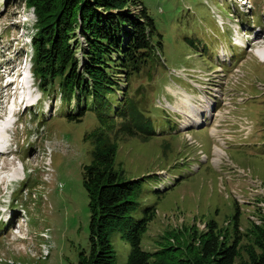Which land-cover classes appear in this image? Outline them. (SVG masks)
I'll return each instance as SVG.
<instances>
[{"label": "rangeland", "instance_id": "obj_1", "mask_svg": "<svg viewBox=\"0 0 264 264\" xmlns=\"http://www.w3.org/2000/svg\"><path fill=\"white\" fill-rule=\"evenodd\" d=\"M140 2L154 21L156 33L152 40L162 45L161 63L150 71L152 78L145 75L148 70L131 78L129 97L136 101V92L144 87L142 111L149 120H141L139 125L148 122L152 134L137 129L136 124L132 125L135 134L125 132L123 121L113 119V110L118 107V99H122L123 80L120 90H106L94 102L90 98L85 101L86 96L81 94L70 103L62 101L55 88L48 87L41 93L32 74L31 38L36 32L33 9L23 0H0V66L5 65L9 72L14 70L10 77L16 71L17 75L22 72L26 78L31 77L33 85L28 98L30 103L37 102L20 111L16 124L5 125L6 133L12 135L17 146L15 157L0 159V173L9 172L11 167L18 173L17 177L14 173L4 179L0 177V264H78L79 253L89 250L90 213L83 171L98 161L97 155L103 154L107 145L114 147L112 168L122 181H140L134 217L141 219L146 208H155L153 221L142 235L143 250L154 253L169 246L185 254L188 245H198L199 236L206 232L211 221L217 232L231 242L235 213L239 246L243 247L240 254L246 248H254L251 229L255 225L264 226V95L253 84L264 86V61L257 56L264 57V49L258 45V41L264 42V35H251L250 30L263 33L264 0ZM233 29L246 34L242 37V47L230 43ZM254 36L256 42H252ZM80 39L82 46L84 41ZM225 57L230 58L232 66L241 64L248 74L251 87L243 90L252 98L225 115L220 125L215 124V119L210 120V126L249 131L250 135L241 138L236 132L223 150L225 156L213 157L214 139L209 124L204 123L222 105L217 99L220 98L217 85L216 88L197 86L204 96L199 98L200 106L195 109L199 108L203 112L200 116L206 117L198 116L205 127L196 129L183 120L185 124L182 121L180 126L190 127L187 132L191 139L173 121L174 113H166L169 108L164 107V101L172 106L179 87L185 90L182 103L189 97L188 93L200 95L188 80L176 77L179 70L184 69L194 77L195 84L212 83L201 72H213L219 58ZM28 61L29 74L24 67ZM222 67L225 72L231 70L226 64ZM1 78L0 121L5 115L1 108L4 85ZM205 99L212 103L217 100L208 114L203 111ZM82 109L84 117L68 118L77 116ZM0 133L4 134V130ZM215 157L221 161L219 164H214ZM17 159L25 175L20 183L22 173L20 165L15 163ZM1 182L7 189L12 187L5 192L7 198L3 197L5 186ZM110 240L116 264H126L130 254L128 242L119 231L113 232ZM150 264L160 262L151 260Z\"/></svg>", "mask_w": 264, "mask_h": 264}, {"label": "trees", "instance_id": "obj_2", "mask_svg": "<svg viewBox=\"0 0 264 264\" xmlns=\"http://www.w3.org/2000/svg\"><path fill=\"white\" fill-rule=\"evenodd\" d=\"M23 2L33 9L36 17V32L31 41L32 74L38 90L44 93L55 88L60 99L68 103L79 94L86 96L85 101L90 98L94 102L106 90H120L123 80L122 99L117 98L119 104L113 110V119L123 121L125 132L135 134L132 125L136 124L137 129L152 134L148 122L139 125L141 120H149L142 111L144 87L136 92V101L129 97L131 78L148 70L145 75L150 79L152 70L161 63L162 45L152 40L155 24L140 0ZM80 37L84 41L82 46ZM83 110L68 118L79 120L84 117ZM113 148L107 145L94 165L84 167L83 187L90 213L89 250L79 253L78 264H116L110 240L115 231L121 232L130 246L126 264H150L151 260H159L160 264H264V226H253L254 248H246L241 255L237 213L232 219L235 231L231 242L217 232L211 221L206 232L199 236L198 245H188L185 254L169 246L154 253L143 250L142 235L153 221L155 208H146L141 219L134 217L140 181H122L112 168Z\"/></svg>", "mask_w": 264, "mask_h": 264}, {"label": "built area", "instance_id": "obj_3", "mask_svg": "<svg viewBox=\"0 0 264 264\" xmlns=\"http://www.w3.org/2000/svg\"><path fill=\"white\" fill-rule=\"evenodd\" d=\"M220 62L221 63L225 62L228 66L231 67V70L229 72H225L222 67L218 66L215 68L213 72L211 71L201 72L204 76H206L204 77L202 75V77H204L206 81H211L212 83L205 82L204 84H201L200 81H197L200 84H195L194 82H196L195 81L196 79L194 77H190L189 75H187L184 69L180 70L178 72L179 73L178 75L175 74L177 78H182V79H185L186 81L188 80V82L191 85L195 86L196 88L198 85H202L200 86V88H203L208 85H212L216 88L215 85H217L216 90L220 93V98H217V99L221 101L219 102L220 104L222 103V105H221V108H218V109L216 108L217 111L214 113V116L212 118V120L215 119L217 121L215 124H220L219 123L220 120H224L225 115L230 113L237 106L243 104L244 102L252 98L251 95H249V93L243 90V88L246 85L247 86L248 85L251 86V85H250L249 80L247 79L248 74L244 70H242L241 65L239 64L237 66H231L232 64L230 62L229 57H225L223 59L220 58ZM170 74L174 75L172 73ZM211 78H215L216 80L215 79L211 80ZM253 84L255 85L257 90L260 92V94L264 95V86L257 84V82ZM199 91H200V95H198V97L199 98L201 96L203 97L204 94L201 93L202 89ZM182 92L183 91L181 89L178 90V97L177 98L174 97V103H172V106H170V104L166 100L164 101V107L169 108L166 113L171 111L174 114L180 116L181 119H178L177 117L173 118L177 123H179V125H181L182 121L184 120L183 114L186 111V106L182 104V100L184 98L182 97L184 92L183 93ZM193 102L196 105H200L196 101H193ZM214 104H217V100H216V103ZM220 113L223 114V116L220 115ZM200 123L202 124V122ZM205 123H206V120H205ZM236 132H238L239 135L242 136L241 138H246L248 135H250L249 131L242 132L241 130L235 131V130H229V129L212 131L210 129V135L215 140V145L213 146L214 153L216 152V153H219L221 156H225V152L223 150L224 148L226 149L227 142L235 138L234 136L236 135ZM185 136L187 137V139H191V137L187 133L185 134ZM200 155H203V154L200 153ZM166 182H168V180L164 182V185L166 184Z\"/></svg>", "mask_w": 264, "mask_h": 264}, {"label": "bare ground", "instance_id": "obj_4", "mask_svg": "<svg viewBox=\"0 0 264 264\" xmlns=\"http://www.w3.org/2000/svg\"><path fill=\"white\" fill-rule=\"evenodd\" d=\"M251 31V34L253 33L254 35L255 34H259V35H264V32L262 33V31H260V30H250ZM242 37H244L243 35L239 38V41H237V43L238 42H242L244 39H242ZM264 37V36H263ZM257 40H256V36H254V38L252 39V42H256ZM258 45L259 46H261V48L262 49H264V42H262V41H258ZM261 55V54H260ZM260 55H257L258 57H259V59L261 58L263 61H264V57H262V56H260ZM0 72L1 71H3L2 69L3 68H5V66L4 65H2V66H0ZM14 71V70H13ZM12 69H11V72H9V70H7L6 72H5V74H3V73H0V76L2 77L1 79H4V77H10V74H12ZM20 73V77L22 76V72H19ZM15 74H17V71L15 72ZM28 96H31V92H28V95H27V98H28ZM28 100H29V98H28ZM209 99H205V101H203V102H205L204 103V105H203V108H204V112L205 113H210L211 111V106H214V103H212V100H210V102L208 101ZM29 102V101H28ZM188 107H189V110H188V112L186 113V115L185 114H183L184 115V120L186 121V122H188L187 124L189 125H191V124H194L193 122H192V119H195L196 121H201V119L198 117V116H200L201 114H203V112L202 111H199V108H197V110L196 109H194L195 107H194V103H192V101H191V97L189 98H186V100H185V102H184ZM20 104V106H22L23 105V101L22 102H20L19 103ZM19 104L17 105V106H19ZM22 104V105H21ZM213 109V108H212ZM4 111H5V115L4 116H6V108H4L3 109ZM201 110V109H200ZM215 111H217L216 109L213 111V112H215ZM15 115V114H14ZM211 115V114H210ZM210 115H208L209 117H210ZM220 115H222L223 116V114H221L220 113ZM4 116H1V119L4 117ZM211 118V117H210ZM199 119V120H198ZM3 120V119H2ZM182 124H185L184 123V121H183V123ZM184 126V125H183ZM183 126H181L182 127V129H185L186 127H183ZM7 129V127L5 126V129H4V134L3 133H0V137H1V139H0V145H2L3 147L2 148H0V159H5V158H7V157H10L9 156V154L11 153V151L9 150V146L8 145H5L4 144V142H5V139H6V132H8V130H6ZM210 129L213 131V130H218L217 129V127H215V126H210ZM6 133V134H5ZM2 135H4V136H2ZM3 154L5 155V157L3 156ZM217 155H220L219 153H216ZM214 162V164L215 163H217L218 162V164L220 163V160L218 159V158H216L215 157V161H213ZM17 173L18 172H16V173H14V177H17ZM2 179H4V177H1ZM3 184V182H1V185Z\"/></svg>", "mask_w": 264, "mask_h": 264}]
</instances>
